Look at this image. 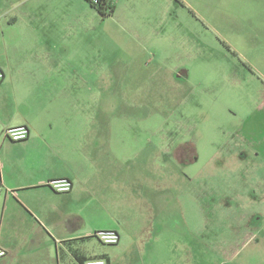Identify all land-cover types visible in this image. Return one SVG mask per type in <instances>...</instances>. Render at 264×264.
Wrapping results in <instances>:
<instances>
[{
    "label": "crops",
    "instance_id": "crops-1",
    "mask_svg": "<svg viewBox=\"0 0 264 264\" xmlns=\"http://www.w3.org/2000/svg\"><path fill=\"white\" fill-rule=\"evenodd\" d=\"M35 1L0 0V247L7 252L0 264H146L165 231L177 226L181 195L201 199L212 189L191 190L188 174L168 169L162 136L149 153L128 150L126 130L143 121L114 123L116 85L95 91V80L125 81L131 71L117 76L119 67L95 69L93 58L74 54L95 20L114 19L117 6L107 0L114 12L105 18L86 0ZM159 67L150 79L162 72L159 80L178 90L172 68ZM126 86L118 85L119 92L135 94ZM259 94L251 116L226 137L235 149L221 152L213 166L224 175L221 187L235 192L223 212L236 227L221 251L232 258L264 232V89ZM136 106L123 104L126 112ZM115 124L123 125L120 142ZM20 126L29 127L27 140L4 139L7 129ZM141 139L139 132L134 141ZM177 145V166H191L192 142ZM58 179L70 180L73 190L54 192L48 183ZM99 231L119 233L120 243L103 245L94 236Z\"/></svg>",
    "mask_w": 264,
    "mask_h": 264
},
{
    "label": "rangeland",
    "instance_id": "rangeland-1",
    "mask_svg": "<svg viewBox=\"0 0 264 264\" xmlns=\"http://www.w3.org/2000/svg\"><path fill=\"white\" fill-rule=\"evenodd\" d=\"M110 2L117 6L116 17L95 20V30L85 32L81 48L74 54L93 58L95 69L119 67L117 76L131 71L132 78L125 81L95 80V91L102 85H116L115 94L110 96L112 103L119 106L114 123L143 121L131 123L132 129L126 130L128 150L149 153L150 145L159 146L162 136L168 169L174 167L188 174L191 190L199 191V186L212 189L201 199L181 195L177 226L165 231L154 246L152 258L142 263L264 264V232L256 233L258 238L233 258L221 253L224 238L236 227L225 222L233 218L223 212L235 192L221 187L224 175L213 168L218 161L215 157L235 149L232 139L227 146L226 137L236 133L262 100L259 92L264 89V0ZM34 3L45 6L46 0ZM160 65L172 68L180 85L178 90L159 80L162 72L150 79ZM123 84L135 94L124 96L119 92L118 85ZM103 100L101 97L100 102ZM140 103L142 107L137 110ZM123 104L137 106L126 112ZM115 125L120 142L123 125ZM139 132L142 139L137 143L134 138ZM181 141L193 144L197 160L191 166H177L176 144ZM132 260L141 262L136 253Z\"/></svg>",
    "mask_w": 264,
    "mask_h": 264
},
{
    "label": "built area",
    "instance_id": "built-area-1",
    "mask_svg": "<svg viewBox=\"0 0 264 264\" xmlns=\"http://www.w3.org/2000/svg\"><path fill=\"white\" fill-rule=\"evenodd\" d=\"M5 79V73L0 69V84ZM30 130L28 126H20L7 129L3 133L4 139H8L12 142H22L29 138ZM48 187L54 192L59 194L70 193L73 190V183L67 179L53 180L48 183ZM95 238L99 240L100 243L106 246H116L120 243V235L114 231H101L94 234ZM7 252L0 247V260L5 258ZM84 264H107L104 259L88 260Z\"/></svg>",
    "mask_w": 264,
    "mask_h": 264
},
{
    "label": "trees",
    "instance_id": "trees-1",
    "mask_svg": "<svg viewBox=\"0 0 264 264\" xmlns=\"http://www.w3.org/2000/svg\"><path fill=\"white\" fill-rule=\"evenodd\" d=\"M92 7L97 9L103 17H109L114 12V7L107 0H86Z\"/></svg>",
    "mask_w": 264,
    "mask_h": 264
}]
</instances>
